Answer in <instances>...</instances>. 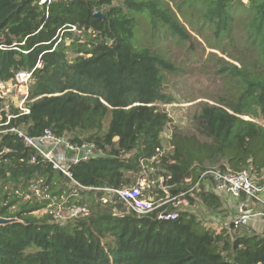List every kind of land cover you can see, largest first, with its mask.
<instances>
[{"label":"trees","instance_id":"16d2710c","mask_svg":"<svg viewBox=\"0 0 264 264\" xmlns=\"http://www.w3.org/2000/svg\"><path fill=\"white\" fill-rule=\"evenodd\" d=\"M189 27L224 55L213 68L223 87L190 132L174 129L166 151L172 119L158 103L172 99L166 83L182 70L167 48L194 52ZM20 71L32 73L30 111L6 109L0 95V216L11 219L0 224V264H264L260 232L217 230L183 209L159 219L172 203L139 215L102 190L70 196L71 179L13 130L93 142L103 153L71 166L85 186L136 185L159 161L172 194L216 164L264 176V125L251 119L264 116V0H0V82ZM38 179L52 199L32 193ZM63 198L89 214L58 223L36 213Z\"/></svg>","mask_w":264,"mask_h":264},{"label":"built area","instance_id":"2783aa9c","mask_svg":"<svg viewBox=\"0 0 264 264\" xmlns=\"http://www.w3.org/2000/svg\"><path fill=\"white\" fill-rule=\"evenodd\" d=\"M39 5H50L54 0H36ZM74 31L81 33V30L76 26L72 28ZM32 73L30 71H20L16 73L15 81L24 87L22 92V99L20 102V109L22 113H28L30 110L26 105L29 99V84L31 82ZM4 82H0V95L4 97L7 95L4 88H2ZM11 115H9V118ZM16 130L19 136L23 137L24 142L34 147L42 157L47 160L53 168L60 170L63 174L71 179L70 187H72V193L70 196L81 197V190H102L111 196H116L122 200L128 209L134 210L139 215H145L160 207L166 206L168 203H172L175 210H169L164 208L159 210L157 217L163 220H174L179 216V211L185 209V206L190 205V196L193 191L197 189L204 179L208 178L210 183L214 185L215 192L217 194L228 195L238 201L236 217L232 219V227L234 230L255 226L258 229H262L261 233L264 235V176L261 177V183H258L254 171L252 168L235 170L230 165L216 164L207 166L199 175L197 181L193 183L192 178H187L186 181L191 183L189 189L177 194L165 195V198H154L153 196L146 194V191L152 188V183L148 180V173L145 172L144 176L139 180L138 184L133 186L122 187H107V186H85L77 181L72 174L71 166L79 163L82 160H89L96 155H100L103 151L95 146L93 142L73 141L69 135H57L51 129H47L42 135L29 136L23 131ZM160 152L153 159L159 160V156L164 154V150L158 149ZM35 157H33V160ZM160 162V161H159ZM154 169L151 167L149 174ZM39 185L35 186L33 185ZM30 190L36 196L41 198H50L46 184L44 185L43 179H38L34 182ZM36 188L35 189L33 188ZM110 196V197H111ZM109 196H103V201L106 202ZM243 197L245 200H243ZM66 199V198H63ZM249 201L252 204H261L262 209L256 210L248 208ZM57 203V202H56ZM44 210L49 212L53 216L55 222L64 223L67 220L85 216L89 214L87 205H74L71 208V213H67L66 216L62 214V209L59 206H52L51 204Z\"/></svg>","mask_w":264,"mask_h":264},{"label":"rangeland","instance_id":"374dc122","mask_svg":"<svg viewBox=\"0 0 264 264\" xmlns=\"http://www.w3.org/2000/svg\"><path fill=\"white\" fill-rule=\"evenodd\" d=\"M189 28L194 39L196 36L197 40H199L198 42L194 41L196 46L194 52L188 50L189 44L185 47L182 44L170 42L168 43L167 48V55L181 66L182 70L177 75H169V81L166 83L165 91L171 95L172 99L169 102L158 103L161 109H165L169 112L172 119L163 132L164 147L166 151H172L171 149H173V147L170 146L169 140L174 129L177 127L184 132H190L192 130V116L199 110L200 104L202 102L212 103L215 93L223 87V79L220 77V74H214L213 68L219 64L217 59L219 57H224V55L220 51L210 48L205 43L202 36H199L195 30H192L193 28ZM200 42L201 44H199ZM161 44H163V41ZM2 88H4L5 93L7 94L4 98L6 103L5 108L9 109L10 106L19 108L22 99V92L25 88L21 87V85L15 80L4 82ZM245 118L250 119L251 117L245 116ZM251 119L264 125V116L262 115ZM74 135L75 134H69L72 138ZM156 168L160 169L161 167L157 165ZM262 174V172L259 173L254 171L258 183H261ZM33 185H35V183ZM67 185L69 187L70 182H67ZM35 186L39 187V185ZM34 189L36 191V188ZM147 192L148 190L146 193ZM27 197H29V195H27ZM215 198H217V203H209V201L204 202L200 196L196 194L192 198L191 206H185L184 210L188 213L194 214L204 224L215 227L217 230L228 228L232 233H261L262 229L260 230L255 226L244 227L243 229L236 231L232 230L231 222L237 215L236 210L238 201L224 194H215ZM243 200L245 199L243 198ZM66 203H68V199H60L57 203L51 201L50 204L52 206L60 205L62 214L66 216L67 213H71L69 211H71V208L76 205L75 203ZM248 208L259 210L262 209V205L252 204V202L249 201ZM36 213L43 214L46 213V210L43 208Z\"/></svg>","mask_w":264,"mask_h":264},{"label":"crops","instance_id":"0c3cea01","mask_svg":"<svg viewBox=\"0 0 264 264\" xmlns=\"http://www.w3.org/2000/svg\"><path fill=\"white\" fill-rule=\"evenodd\" d=\"M157 165H159V162L156 163V166ZM156 166L152 167L154 169V171L151 172L150 174H148L147 178H149L151 183H152L151 191L149 192V190H148V193H149V195H151L157 199L159 192L161 190L165 192V195H169L170 191H169V187L165 184V176L162 175L163 168L158 169V168H156ZM155 172H157V173H155ZM167 178H169V177H167ZM205 193L207 196H211V195L215 196V194H217L215 192L214 185H212L210 183L208 178H206L202 182H200L199 187L193 191L192 195L190 196V206L192 203V198L196 194H198L203 201V199H204L203 194H205Z\"/></svg>","mask_w":264,"mask_h":264},{"label":"water","instance_id":"95a60500","mask_svg":"<svg viewBox=\"0 0 264 264\" xmlns=\"http://www.w3.org/2000/svg\"><path fill=\"white\" fill-rule=\"evenodd\" d=\"M96 15L101 16V17L103 16V14L101 12H97ZM10 221H11V219L4 218V217L0 216V224H5V223H8Z\"/></svg>","mask_w":264,"mask_h":264}]
</instances>
